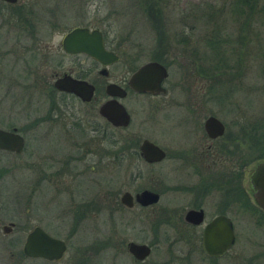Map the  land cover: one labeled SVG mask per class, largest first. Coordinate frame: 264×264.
<instances>
[{
    "label": "flooded vegetation",
    "instance_id": "flooded-vegetation-1",
    "mask_svg": "<svg viewBox=\"0 0 264 264\" xmlns=\"http://www.w3.org/2000/svg\"><path fill=\"white\" fill-rule=\"evenodd\" d=\"M54 10L44 20L41 6L0 0L1 22L11 23L14 18L21 27L2 54H10L22 74L31 73L35 85L42 86V109L35 119L21 128L10 122L0 127L22 138L19 150L0 148V158L4 157L0 159V264H203V260L219 264L231 257L236 214L264 215L250 184L252 167L264 160V119L253 125L249 111L217 109L223 88L217 86L215 71L220 66L209 57L219 54L220 42L199 51L185 45L177 52L170 37L161 34L157 23L163 17L154 7L153 19L149 17L163 45L144 56L124 38L117 39V32L105 21L66 27ZM57 26L58 49L51 51L42 36ZM74 26L99 32L110 57L65 51L61 39ZM48 62L55 68L38 71ZM147 62L164 67L158 84L163 91L137 90L129 84V75ZM63 76L91 85L89 96L84 98L83 87V96L56 87L54 81ZM109 83L116 85L112 94ZM108 101L122 106L126 122L113 124L100 112ZM140 109L142 115L136 119ZM209 116L221 123L220 133L208 134L204 121ZM155 124H165L161 141L154 136ZM32 129L39 131L27 138L26 131ZM50 136L53 147L45 142ZM143 140L158 146L163 157H145L140 148ZM256 143L262 148L254 159ZM160 163H164L162 174L155 170ZM120 168L127 172V187L113 191L107 172ZM143 190L157 198L137 200ZM190 211H199L201 219L194 222L186 216ZM220 215L228 220L233 239L220 254H209L203 248L204 228ZM33 231L35 237L29 238ZM82 233L83 237H76ZM41 234L62 244L58 256L25 247L34 244L36 250L44 246L54 252V245L44 244ZM134 245H143L145 253L135 252Z\"/></svg>",
    "mask_w": 264,
    "mask_h": 264
},
{
    "label": "rangeland",
    "instance_id": "rangeland-1",
    "mask_svg": "<svg viewBox=\"0 0 264 264\" xmlns=\"http://www.w3.org/2000/svg\"><path fill=\"white\" fill-rule=\"evenodd\" d=\"M25 2L32 3L36 8L41 6L44 20L51 18L53 12L50 13V10L55 9L56 15L60 13L59 23L66 27L82 24L100 25L105 21V25L110 24L117 32L120 37L117 36V39L124 38L125 43L135 46L144 53V56L153 48L163 45V42H158L159 32H156L158 28L151 20L154 11H151V8L155 7L163 17L162 23H157L162 30L161 34L170 37L168 41L172 47H176L177 52L178 47L185 45L199 51L207 49V45H212L213 41L220 42L219 54L216 57H209L210 62L216 61L220 66V69L215 71L217 86L223 88L219 92L217 109L249 111L253 123H260L264 119V20L257 17L246 19L243 10L233 12L231 0H25ZM18 29H21L20 24L14 18L11 19V23H0L1 128H5L8 122L21 128L35 119L42 109L41 84L35 85L31 73L24 76L20 64L12 63L13 57L8 56L10 54H2V51L10 46V42H13L12 36ZM46 29L48 30L44 27V30ZM58 29V26L54 27L51 32L42 36L46 42L44 45L53 47L49 49L51 51H54V48L58 49L57 43L61 36ZM224 65L233 67L224 68ZM52 68L55 67L48 62L39 65L38 71L48 73ZM141 115L140 109L136 119ZM164 128L165 124H155L153 128L155 138L160 140L164 135ZM38 131L27 130L25 135L30 138ZM51 137L45 141L49 147L54 146ZM261 148L260 143L252 147L254 159L260 155ZM0 159L4 157L1 156ZM163 165L164 163H160L155 170L162 174ZM126 173L123 168L108 171L109 189L116 191L121 186L127 187ZM161 183H157L158 187ZM246 217L236 214V235L230 252L231 257L220 260L219 264H264V215L252 212ZM76 237H83V233ZM203 264H207V261L203 260Z\"/></svg>",
    "mask_w": 264,
    "mask_h": 264
},
{
    "label": "water",
    "instance_id": "water-1",
    "mask_svg": "<svg viewBox=\"0 0 264 264\" xmlns=\"http://www.w3.org/2000/svg\"><path fill=\"white\" fill-rule=\"evenodd\" d=\"M61 47L65 51L79 52L83 51L89 55L103 59L110 57V52L103 48L99 32L95 30L88 31L86 27L74 26L68 32H66L61 39ZM155 74L152 77V74ZM165 75V69L157 62H147L133 71L128 78L129 84L137 90H149L152 93H158L163 91L159 89V81ZM54 85L60 89L72 91L78 95L83 96L82 87L87 92V98L91 93V85L83 80L74 79L69 76H63L54 81ZM116 85L114 83L107 84L110 94L114 93ZM80 89V90H79ZM79 90V91H78ZM110 101L104 102L99 109L100 112L107 117L113 124H119L120 122H126L127 115L120 104L116 102L111 106ZM204 127L208 134L214 135L221 132V123L216 118L209 116L204 121ZM22 144V138L19 134L0 128V148L19 150ZM142 154L147 158L160 159L163 157V151L156 145L147 140H143L140 146ZM250 184L253 191V199L255 203L264 211V160L257 161L252 167L250 173ZM126 195L122 196V200H125ZM137 200L141 202L153 201L157 198L156 193L143 190L136 196ZM186 216H191L194 222H198L201 219L200 212H188ZM37 231H33L29 238L35 237ZM45 238L44 244H53L55 251L49 252L43 246L42 250H36L34 244L32 246L27 245L32 249L31 252L44 254L45 256H58L63 248L60 242L52 240L48 236L41 234ZM233 234L228 220L224 216H216L213 218L204 228L203 234V248L209 254H220L232 241ZM143 245H134V251L139 253H145Z\"/></svg>",
    "mask_w": 264,
    "mask_h": 264
},
{
    "label": "trees",
    "instance_id": "trees-1",
    "mask_svg": "<svg viewBox=\"0 0 264 264\" xmlns=\"http://www.w3.org/2000/svg\"><path fill=\"white\" fill-rule=\"evenodd\" d=\"M233 12L243 10L245 12L246 19L249 20L258 19L264 20V0H231ZM245 9V10H244ZM253 125H261L254 122Z\"/></svg>",
    "mask_w": 264,
    "mask_h": 264
}]
</instances>
